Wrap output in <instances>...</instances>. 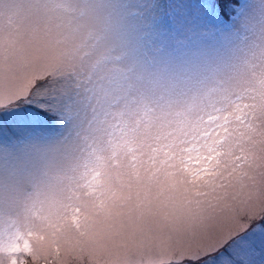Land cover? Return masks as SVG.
Here are the masks:
<instances>
[{
  "label": "snow or ice",
  "instance_id": "obj_1",
  "mask_svg": "<svg viewBox=\"0 0 264 264\" xmlns=\"http://www.w3.org/2000/svg\"><path fill=\"white\" fill-rule=\"evenodd\" d=\"M0 264H264V0H0Z\"/></svg>",
  "mask_w": 264,
  "mask_h": 264
}]
</instances>
